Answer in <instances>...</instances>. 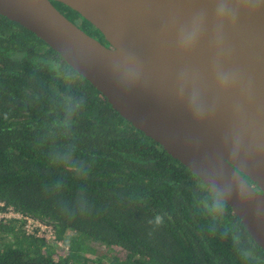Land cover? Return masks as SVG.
<instances>
[{"label":"trees","instance_id":"1","mask_svg":"<svg viewBox=\"0 0 264 264\" xmlns=\"http://www.w3.org/2000/svg\"><path fill=\"white\" fill-rule=\"evenodd\" d=\"M52 2L107 43L78 11ZM0 201L52 225L65 245L27 233L24 219H2L0 264H264V249L219 194L2 14ZM158 214L164 223H149Z\"/></svg>","mask_w":264,"mask_h":264},{"label":"water","instance_id":"2","mask_svg":"<svg viewBox=\"0 0 264 264\" xmlns=\"http://www.w3.org/2000/svg\"><path fill=\"white\" fill-rule=\"evenodd\" d=\"M57 1L107 43L52 0H0V14L195 172L264 249V0Z\"/></svg>","mask_w":264,"mask_h":264},{"label":"built area","instance_id":"3","mask_svg":"<svg viewBox=\"0 0 264 264\" xmlns=\"http://www.w3.org/2000/svg\"><path fill=\"white\" fill-rule=\"evenodd\" d=\"M2 205H4V203L0 201V206ZM8 218L24 219L27 233L40 236L51 243H56V246L60 249L65 247L63 242L56 240V234L52 225L41 222L31 216H25L13 207L0 209V220Z\"/></svg>","mask_w":264,"mask_h":264},{"label":"clouds","instance_id":"4","mask_svg":"<svg viewBox=\"0 0 264 264\" xmlns=\"http://www.w3.org/2000/svg\"><path fill=\"white\" fill-rule=\"evenodd\" d=\"M217 208H221V205H217ZM149 223H152L156 226H160L164 223V219L161 215H156L154 217L153 220L149 221ZM241 255L245 258V259H250L252 258L253 254L249 251V250H246V249H242L241 250Z\"/></svg>","mask_w":264,"mask_h":264},{"label":"rangeland","instance_id":"5","mask_svg":"<svg viewBox=\"0 0 264 264\" xmlns=\"http://www.w3.org/2000/svg\"><path fill=\"white\" fill-rule=\"evenodd\" d=\"M58 249H60L58 246H56Z\"/></svg>","mask_w":264,"mask_h":264}]
</instances>
